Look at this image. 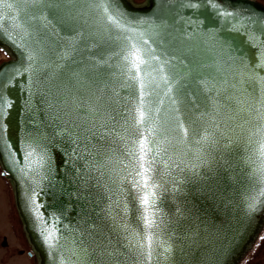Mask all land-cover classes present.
I'll use <instances>...</instances> for the list:
<instances>
[{"label": "water", "instance_id": "water-1", "mask_svg": "<svg viewBox=\"0 0 264 264\" xmlns=\"http://www.w3.org/2000/svg\"><path fill=\"white\" fill-rule=\"evenodd\" d=\"M100 2L123 14L128 32L107 23ZM8 3L0 45L14 57L0 68V163L41 264H238L264 222V206L248 207L244 162L258 121L228 128L234 142L209 157L200 177L179 167L164 172L157 159L159 241L171 251L157 247L151 261L129 244L143 229L129 152L151 126L154 147L178 161L202 129L215 131L214 118L228 121L222 96L264 93V6L149 0L136 9L125 0H61L56 9L34 10L30 0ZM133 33L174 69L169 95L161 84L146 96L152 125H137L140 90L123 59Z\"/></svg>", "mask_w": 264, "mask_h": 264}, {"label": "snow or ice", "instance_id": "snow-or-ice-1", "mask_svg": "<svg viewBox=\"0 0 264 264\" xmlns=\"http://www.w3.org/2000/svg\"><path fill=\"white\" fill-rule=\"evenodd\" d=\"M28 2L29 0H24V3ZM30 2L34 6V10L39 9L41 5L44 8L56 9L59 7L61 0H30ZM96 6L102 10L103 17H106L109 25L119 29L121 32L126 33L129 31L121 23L122 13L110 12L108 5L104 2H100ZM4 7L10 8L12 4L8 3V0H0V16H3L2 9ZM2 24L3 21H0V26ZM16 26L19 27V25ZM134 36L135 33L125 37L127 49L123 59L128 66L129 79L136 81L140 90V104L136 109L137 125H144L146 122L152 125L156 121L151 115V108H148L147 113L145 111L146 96H151L156 89L160 88L161 84L168 86L164 95H169L172 92L170 80L174 79V69L168 60H164L161 63L160 57L155 54L154 49L144 47V45H148V40L143 39L142 36L136 40ZM165 66H168L167 72L165 71ZM235 87L236 85L234 84L233 88ZM222 99L225 106L223 110H231L228 115V121L217 123L214 118L212 122L215 131L210 132L208 128L202 129L203 135L199 139H194V146L188 147L178 161L171 156H161L159 147H154L155 142L148 139L156 130L154 127L149 126L147 136L133 141L136 147L129 152V155L133 157L135 167L133 172L129 173V176H132V185L137 189L142 205L141 219L143 221V229L142 232L133 234L135 243L130 240L129 244L132 247H137L139 255L145 257L148 261H151L157 247L163 248L165 253L171 251L170 245L159 241V228L160 223L163 221L160 220L158 222L159 209L156 208L157 191L155 190L161 187L153 177V173L156 171L157 159H160L164 172L170 173L173 168L179 167L181 172L187 171L191 176L200 177L201 168L209 167V157L211 156L215 160L213 153L218 151L219 147L227 149L234 142L231 136L226 135L227 129L230 128L233 133L236 128L243 129L244 124L249 122V118L256 119L258 123L254 131H249L248 133V143H254L255 146L251 154L244 158V162L248 166L250 179L249 194L247 196L248 207L250 210L255 211L258 206H264V93L258 88L250 96H245L243 99H239L231 93L222 96ZM237 99H239L238 103H236ZM159 103L163 104V100H160ZM155 111L158 112L159 109ZM213 113L216 116L219 115L216 108L213 109ZM187 135V130H185V139ZM253 137H255L254 141ZM165 152H167V149H165ZM28 155L31 156L32 153L29 152ZM36 207L39 208V205H36ZM45 239L46 241H51V233H48ZM165 258L167 259V257Z\"/></svg>", "mask_w": 264, "mask_h": 264}, {"label": "rangeland", "instance_id": "rangeland-1", "mask_svg": "<svg viewBox=\"0 0 264 264\" xmlns=\"http://www.w3.org/2000/svg\"><path fill=\"white\" fill-rule=\"evenodd\" d=\"M136 9H144L149 0H125ZM264 6V0H255ZM13 54L0 45V68L13 59ZM0 163V264H41L18 210L14 186ZM238 264H264V226L253 247Z\"/></svg>", "mask_w": 264, "mask_h": 264}, {"label": "flooded vegetation", "instance_id": "flooded-vegetation-1", "mask_svg": "<svg viewBox=\"0 0 264 264\" xmlns=\"http://www.w3.org/2000/svg\"><path fill=\"white\" fill-rule=\"evenodd\" d=\"M263 226H264V222H263V225H262V227H261V229H260V231H259V233L257 234V236H256V238L254 239V241H253V243L250 245V247L248 248V250H247V252H246V254L248 253V251L253 247V244L255 243V241L257 240V237L259 236V234H260V232H261V230H262V228H263ZM245 254V255H246ZM245 257V256H244Z\"/></svg>", "mask_w": 264, "mask_h": 264}, {"label": "bare ground", "instance_id": "bare-ground-1", "mask_svg": "<svg viewBox=\"0 0 264 264\" xmlns=\"http://www.w3.org/2000/svg\"><path fill=\"white\" fill-rule=\"evenodd\" d=\"M12 183H13V181H12ZM13 186H14V184H13Z\"/></svg>", "mask_w": 264, "mask_h": 264}, {"label": "trees", "instance_id": "trees-1", "mask_svg": "<svg viewBox=\"0 0 264 264\" xmlns=\"http://www.w3.org/2000/svg\"><path fill=\"white\" fill-rule=\"evenodd\" d=\"M5 176V175H4Z\"/></svg>", "mask_w": 264, "mask_h": 264}]
</instances>
